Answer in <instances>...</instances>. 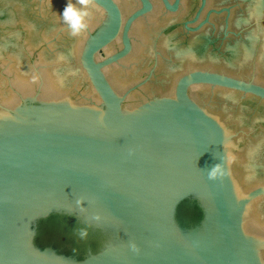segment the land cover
Returning a JSON list of instances; mask_svg holds the SVG:
<instances>
[{
	"label": "water",
	"instance_id": "95a60500",
	"mask_svg": "<svg viewBox=\"0 0 264 264\" xmlns=\"http://www.w3.org/2000/svg\"><path fill=\"white\" fill-rule=\"evenodd\" d=\"M152 1L73 37L67 0H0V149L103 264H264V0Z\"/></svg>",
	"mask_w": 264,
	"mask_h": 264
},
{
	"label": "clouds",
	"instance_id": "9594fccd",
	"mask_svg": "<svg viewBox=\"0 0 264 264\" xmlns=\"http://www.w3.org/2000/svg\"><path fill=\"white\" fill-rule=\"evenodd\" d=\"M91 15L89 0H76L75 3H73L72 0H67L62 13L59 14V16L62 17L63 23L69 30V35L73 37H79L88 29ZM207 174L210 180H217L223 175L221 164H216L211 167ZM97 219H99V217H97ZM79 236L81 239H86L88 236L87 230L81 229ZM133 248H135L134 245Z\"/></svg>",
	"mask_w": 264,
	"mask_h": 264
},
{
	"label": "flooded vegetation",
	"instance_id": "af4514ba",
	"mask_svg": "<svg viewBox=\"0 0 264 264\" xmlns=\"http://www.w3.org/2000/svg\"><path fill=\"white\" fill-rule=\"evenodd\" d=\"M169 1V3L171 4V5H174L177 1H179V9L176 11V12H171V11H169L167 8H166V4H165V2H164V0H160V2H161V4L164 6V8L168 11V12H171V13H177V12H179L180 11V9H181V6L183 5V3L186 1V0H168ZM192 1V2H191ZM190 1V4H192V3H199V5H200V7H199V10H198V13H197V15L196 16H200L201 15V13H202V11L204 10V8L207 6V4H208V2H209V0H191ZM150 2H151V4H152V9H153V1L152 0H150ZM139 6L141 7V2H140V0H139V4H138V7H137V9L134 11V12H136L138 9H139ZM121 8V7H120ZM122 10V9H121ZM152 11V10H151ZM150 11V12H151ZM133 12V13H134ZM149 12V13H150ZM132 13V14H133ZM132 14H130L129 15V17L132 15ZM148 15V14H147ZM146 15V16H147ZM124 16V15H123ZM146 16H144V18H146ZM128 17V18H129ZM125 18H127V17H124V19ZM143 18V19H144ZM194 22V20L193 21H191V22H188V23H186L185 24V27L189 30V31H191V32H193L194 33V35H196V33H198L200 30H197V29H195V28H190L188 25L190 24V23H193ZM138 24V23H137ZM137 24H134L133 26H132V29H131V32H130V39H131V51H130V53L132 52V48H133V45H132V32H133V30H134V27L137 25ZM227 25H228V23H227ZM225 36L227 37V36H229V30H226L225 31ZM121 37V36H120ZM119 39V38H118ZM118 39H116L110 46H112L113 47V45H115L117 42L119 43V41H118ZM121 41H122V37H121ZM120 44V43H119ZM123 42H121V44H120V47H118V49L114 52V54L113 55H111L110 57H112V56H114L115 54H117V53H119L122 49H123ZM110 46H108V47H110ZM122 47V48H121ZM130 53L128 54V56L130 55ZM154 55V67L153 68H155V66H156V63L158 62V65H159V60H160V56H161V54H160V52H158V51H156L155 52V54H153ZM127 56V57H128ZM110 57H108L107 59H109ZM127 57H125L123 60H125ZM107 59H104L103 61H105V60H107ZM122 61V60H121ZM120 61V62H121ZM102 62V61H101ZM120 62H118V63H120ZM151 69L150 70V73H149V77H148V79H150V78H152V76L155 74V71L156 70H154V69ZM158 68V66H156V69ZM154 70V71H153ZM194 71V70H193ZM207 71H211V70H207ZM191 72V71H190ZM211 72H216V71H211ZM217 73H219V72H217ZM219 74H222V73H219ZM226 75V74H225ZM188 207H191V206H189L188 205ZM181 213L182 214H185L183 211H182V209H181Z\"/></svg>",
	"mask_w": 264,
	"mask_h": 264
},
{
	"label": "trees",
	"instance_id": "16d2710c",
	"mask_svg": "<svg viewBox=\"0 0 264 264\" xmlns=\"http://www.w3.org/2000/svg\"><path fill=\"white\" fill-rule=\"evenodd\" d=\"M181 209L185 214L191 216L195 220H199L201 218V213L197 206L188 207V205H184Z\"/></svg>",
	"mask_w": 264,
	"mask_h": 264
}]
</instances>
